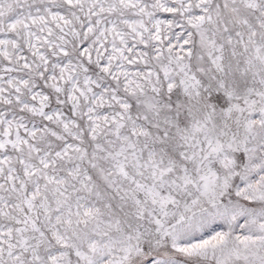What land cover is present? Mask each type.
Wrapping results in <instances>:
<instances>
[{"label":"snow or ice","instance_id":"6c2138e0","mask_svg":"<svg viewBox=\"0 0 264 264\" xmlns=\"http://www.w3.org/2000/svg\"><path fill=\"white\" fill-rule=\"evenodd\" d=\"M0 264H264V0H0Z\"/></svg>","mask_w":264,"mask_h":264}]
</instances>
